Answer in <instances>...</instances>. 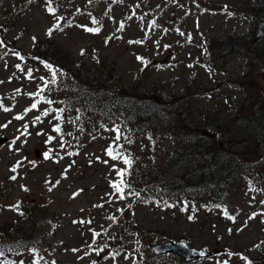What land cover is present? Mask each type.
<instances>
[{
  "label": "rangeland",
  "instance_id": "1",
  "mask_svg": "<svg viewBox=\"0 0 264 264\" xmlns=\"http://www.w3.org/2000/svg\"><path fill=\"white\" fill-rule=\"evenodd\" d=\"M255 1L52 0L49 5L48 0H0L4 42L0 102L10 109H0V125H7L0 127V140H5L0 143V230L21 221L20 209L12 205L30 204L32 228L40 240L35 251L4 252L0 264L37 260L39 264H180L182 259L176 256L159 257L151 251V246L168 241H186L200 250L219 244L225 250L199 264H260L256 260L264 247V32L256 39V31L264 20L255 11ZM49 6L56 9L55 15L48 12ZM93 18L99 23L93 24ZM57 23L62 30L49 36L48 30ZM81 25L100 31L88 32ZM223 41L228 42V50L223 59L215 60L205 46ZM37 43L52 50L58 46L72 67L83 62L88 75L99 78L110 92L116 93L122 84L125 92L167 103L175 122L186 126L187 137L200 131L198 137L175 140L167 135L171 128L164 117L130 135L121 115L81 128L72 115H62V122L53 118L54 111L41 116L45 109H55L42 100L25 113L47 92L62 96L70 92L69 86L47 87L40 97L29 95L44 86L41 77L51 81L47 62L19 58L24 52L31 54ZM230 44L237 47L229 50ZM137 57L148 61L147 66ZM110 73L115 82L106 80ZM37 116L41 121L33 123ZM58 123L60 134L53 131ZM117 128L121 139L114 142ZM215 134L222 145L217 150L223 164L220 174H233L234 222L203 212L189 220L178 206L166 208L160 194L168 179L202 173L197 170L209 156ZM49 136L55 139L46 143ZM110 146L131 154V174L124 177L130 185L124 189L125 199L112 184L121 180L117 170L128 166L107 154ZM20 226L26 232V223ZM100 248L98 255L94 249Z\"/></svg>",
  "mask_w": 264,
  "mask_h": 264
},
{
  "label": "trees",
  "instance_id": "2",
  "mask_svg": "<svg viewBox=\"0 0 264 264\" xmlns=\"http://www.w3.org/2000/svg\"><path fill=\"white\" fill-rule=\"evenodd\" d=\"M254 7H257L255 11L262 15V20H264V0H256ZM227 43V41L218 44L209 43V46L206 45L205 49L210 53V57L215 60H221L228 50ZM239 44L241 42H237L236 45ZM37 45L39 44L37 43ZM236 45L231 47L230 44L229 50L236 48ZM213 52L216 54H213ZM22 56L26 59L25 62H28L31 58H37L43 61L42 63H50L54 68L61 70L57 72L56 83L52 84L50 81L48 88L56 87L57 89L69 86L70 92L65 96L59 95L58 92H47L46 97L54 101L52 105L55 109L64 110L61 115H72L76 119L78 118L81 128H90L101 122L110 121L117 115H121L123 118L122 122L129 127L127 132L130 135L133 130L147 127L152 120L164 117L170 122L171 130L168 131L167 135H173L175 140L180 138L182 142H186L191 138L198 137V132L200 131L195 136L187 137L186 126L180 122H175L176 118L171 113L170 105L165 106L167 103L163 104L158 100L157 102L145 100L134 92H125L122 90V84L117 86L118 90L116 93L106 90V86L103 85L104 82L100 81L96 76H89L88 71L83 69V62L76 63L79 69L80 67L82 68L75 70L77 67L70 65L69 56L58 46L52 50L50 46L40 47L39 45L31 54L24 52ZM99 64L101 65V62ZM105 77H107L106 80L109 82H115L117 79L113 73ZM257 93L263 94V92ZM78 132L81 133L82 131ZM218 134L220 135V132ZM218 134H215L216 140L208 150L210 151L209 156L206 155V158H203L199 164L197 171L202 170V173H182L164 182L160 194L164 202L163 205L166 208L178 206L182 214L187 217L193 216V219H196L203 212L208 216L213 214L219 221L226 220L228 218L224 214V209H227L228 214L231 215L230 198L233 174L232 172L231 174H220L219 165L221 163L217 159L220 152H217V150L221 149L222 145L219 142ZM146 168L144 166L140 171L144 172ZM168 205H172V207ZM215 205L220 207H214ZM185 207L187 210H182ZM31 208L30 204L25 206L19 204V212L20 214L22 213L21 221L0 230V246H3L4 252L38 248L40 240L36 239L37 236L34 231L36 228H32L34 211ZM21 223H26V232H23L20 226ZM217 245L219 246V244ZM209 247L207 245L204 249ZM261 251L262 256L256 262L264 264V247L263 251ZM179 262L180 264H187L183 260H179Z\"/></svg>",
  "mask_w": 264,
  "mask_h": 264
},
{
  "label": "snow or ice",
  "instance_id": "3",
  "mask_svg": "<svg viewBox=\"0 0 264 264\" xmlns=\"http://www.w3.org/2000/svg\"><path fill=\"white\" fill-rule=\"evenodd\" d=\"M29 2H31V0H29ZM51 2H52V0H48L49 5H51ZM47 10H48L49 13L55 15L56 9H54L53 7L49 6ZM229 14L231 15V13H229ZM57 19L60 20V19H62V17H58ZM92 22H93V24H98L99 23V21L95 20V18H93V21ZM153 23H155V22H153ZM81 27H83L88 32L98 33L100 31V28L99 27L90 28V27H87L85 25H81ZM123 27H124V25H123V23H121L120 24V28L122 29ZM54 30H62V29H60V24L59 23H57L56 25H54L53 28L49 29L47 34L49 36H51ZM35 39L36 38L33 37V40H35ZM141 42L142 41H133V42H130V43H141ZM3 44H4V42L2 40H0V46H3ZM165 47H167V46H165ZM81 54L82 55L84 54L83 53V50H82ZM16 55L19 56L18 53H16ZM19 58L21 60L24 59L23 56H19ZM137 58L139 60H141L142 63L145 64V66H147L148 61L144 60V58H142V57H137ZM16 67L18 69H20L21 71H23V69L21 68V66L19 64L16 65ZM45 67L48 68L49 71H50V73H51V77H50L51 83L52 84H55L56 83V78H57V72H59L61 70L56 69L52 65L47 64V63H45ZM27 75H28V77L30 79L32 78V70L31 69L28 70ZM40 79L44 81V86L37 93L29 94L30 96L40 97V93L43 92L48 87L49 81L48 80H45L44 77H41ZM0 83H2V82H0ZM17 91H19V90H17ZM41 100L44 103H47V104H53L54 103V101L49 100L46 97H40V100H37L35 103H33L30 108L25 109V113L31 111L32 109H36L38 107V104L40 103ZM0 109H3L4 111H10L9 108L4 107V105H3L2 102H0ZM53 111L57 113V115L55 117H53V118L55 120H57V121L62 122L63 121V117H62L61 113L64 111L63 109H45L41 113V116L47 117ZM41 116H37L35 118V120L33 121V123L40 122L41 121ZM15 118L16 119H23V116H17ZM0 127H7V125H0ZM25 128H27V125L25 126ZM53 131L56 132V133H58V134H60L62 132V128L60 126V123H58V124H56V125L53 126ZM114 131L116 132V136L114 138V142L115 141H119L121 139V133H120L119 128L114 129ZM37 134L40 135L42 133H37ZM68 134L71 135V133H68ZM149 138L151 139V137H149ZM53 139H55V137L49 136L48 137V140L46 141V143H50ZM124 139L128 143H131V140L127 136H125ZM68 154L69 155H73V153H68ZM107 154L109 156H111L113 159H122L123 162H124V164L128 166L125 169H118L117 170V174L121 177V180L118 183H113L112 184V187L115 189V191L120 194V199H125L124 189L125 188H130V185H128V184L125 183L124 177L131 174L130 173V169H131V165H132L131 154L128 153L127 155H125L124 153H122V152H120L118 150H114L113 147H111V146L109 147V149H107ZM44 157L46 159L49 158L48 152H45L44 153ZM105 163H107V161H105ZM15 170H16L15 168L12 169V171H15ZM11 179H16V177L13 176V177H11ZM57 183H59V181H57ZM25 190H27V189H25ZM49 190H51V189H49ZM129 195H137L138 196L139 193L129 192ZM262 203H264V202H262ZM168 206L169 207H172V205H168ZM11 207L14 208V209H16V210H18L19 209V203H17L16 205H12ZM214 207H220V206L219 205H215ZM182 210H185L186 211L187 208L185 207V209H182ZM120 211L123 212V209H121ZM224 214H225V216L228 219L233 220V222L235 221V217L229 215L227 209H224ZM254 216H255V214L253 215V217H250V218H254ZM193 218H194L193 216H189V220H192ZM110 219H115V218L114 217H110ZM74 223H76V221H74ZM79 223H84V221H79ZM88 223H91V221H88ZM229 231L231 232V229H229ZM98 235H99V233H94V236H98ZM94 250L97 251V254L99 255V252L103 251V248L94 249ZM33 251H35V249H33ZM73 251H77V250L76 249H73ZM3 255H4V248H3V246H0V256H3ZM200 255L201 256L205 255V252H201ZM228 255L229 256H232V255H240V254H234V253L229 252ZM105 258H107V257H105ZM241 258L247 260V258L246 257H243L242 255H241ZM5 264H14V262H12V261H6ZM20 264H23V261H21ZM34 264H39V261L38 260L35 261ZM53 264H54V262H53ZM93 264H96V262L94 261ZM223 264H228V262L227 261H223ZM248 264H252V262L251 261H248Z\"/></svg>",
  "mask_w": 264,
  "mask_h": 264
},
{
  "label": "water",
  "instance_id": "4",
  "mask_svg": "<svg viewBox=\"0 0 264 264\" xmlns=\"http://www.w3.org/2000/svg\"><path fill=\"white\" fill-rule=\"evenodd\" d=\"M212 8L218 9L219 7H212ZM263 31H264V22H261L257 29L256 39L261 37ZM3 141L5 142V140L2 141L0 140V143L2 144ZM36 153L37 156H39L40 152L38 150L36 151ZM151 250L157 256L174 255L182 258L186 263H193L199 260L208 259L222 252L219 249H215L212 251L198 250L191 247L185 241L158 243L156 245H153L151 247ZM201 252H205V255L201 256L200 255Z\"/></svg>",
  "mask_w": 264,
  "mask_h": 264
}]
</instances>
